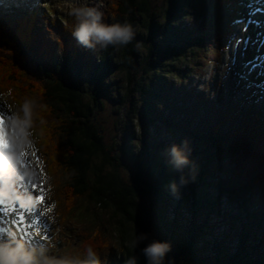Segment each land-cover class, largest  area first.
<instances>
[{
  "label": "trees",
  "instance_id": "trees-1",
  "mask_svg": "<svg viewBox=\"0 0 264 264\" xmlns=\"http://www.w3.org/2000/svg\"><path fill=\"white\" fill-rule=\"evenodd\" d=\"M186 1L113 0L111 22L130 23L135 35L126 45L103 47L85 75L69 51H65L52 70L39 80L24 76L26 72L19 70L9 55L0 56L1 93L8 95L9 92V102L19 106L26 99L41 105L42 109L34 105L32 123L36 128L41 125L43 131L49 127L58 129L56 139L50 140L53 144H46V150L48 159L58 170L68 199L77 197L84 201L86 211L91 208L90 213L96 218L100 213L106 214L107 221L115 228L119 241L116 255L109 254L102 264H124L133 254L139 257L138 264H145L139 249L130 246L131 240L137 232H147L148 241L157 238L152 221L162 227L169 221L168 209L172 203L169 184L179 178L180 171L167 163L168 148L147 143L144 133L155 126L157 120L169 130L174 128V123L165 118L166 108H159L165 101L159 92L179 87L191 72V58L201 50L196 43L202 41L206 30L202 34H191L180 29L178 23ZM100 96L109 97L111 109L120 113L116 124L120 136L114 138L112 144L103 138V128L96 116L103 108ZM171 99L176 101L172 96ZM45 113L50 116L49 125L43 120ZM190 135L191 140L196 136ZM215 148L214 138L206 152L196 146L187 148L192 151L185 153L190 161L185 167H196L197 176L208 174ZM160 152L166 155L161 156ZM118 155L120 159L124 157L131 168L127 179L120 173ZM197 189L195 203L190 205L192 209L188 212L193 217L186 218L189 226L186 233L182 234L181 230L180 234L174 231L170 234L173 244L170 255L175 258V264H202L206 262L205 252L210 253V247H217V243H207L204 248L199 245L202 235H208L213 228L211 224H198L202 212L207 206H215L216 200L199 186ZM179 202L173 221L181 228L180 211L186 206ZM258 228L259 245L247 243L250 232L246 231L244 237L241 235L243 239H239L238 253L224 255L216 249L215 255L222 257L223 264H264V223ZM148 241H142L139 247ZM214 263L220 264V260Z\"/></svg>",
  "mask_w": 264,
  "mask_h": 264
},
{
  "label": "clouds",
  "instance_id": "clouds-1",
  "mask_svg": "<svg viewBox=\"0 0 264 264\" xmlns=\"http://www.w3.org/2000/svg\"><path fill=\"white\" fill-rule=\"evenodd\" d=\"M75 18L76 23L71 30V35L78 44L86 48H94L96 44L101 47H107L109 44L126 45L133 40L135 35L133 26L130 23H104L102 22L103 12L94 6H75L73 5L67 12ZM215 94H210L209 98H214ZM34 103L26 99L22 105L8 114L0 113V149L9 150L3 147L4 124L11 128L13 139L11 140V151L22 155L23 150L28 147L31 141L32 115ZM22 129V131H21ZM184 145L188 144V140L182 141ZM169 160L175 169L179 170L189 164L188 155L173 143L166 149ZM192 150L189 149V153ZM19 172L24 177L31 179L32 171L27 165H21L15 157L8 163V167L0 166V196L10 200L17 201L21 207L37 206L36 195L32 193L23 194L14 187V175ZM192 182L197 180V173H193ZM181 184H187V181L181 176ZM170 191L176 199H180L175 182L169 184ZM54 207V205H53ZM51 209L43 210L42 214L47 215ZM51 220L52 217H49ZM41 243L29 241L15 234L8 232L0 237V264H64L50 254V242L46 238H41ZM142 241H148L147 232H137L130 242L133 249H139V253L144 257L145 264H175V258L170 255L173 251V244L167 239L153 238L139 247ZM139 257L135 254L131 255L124 261V264H138ZM70 264H100V258L96 252L88 247L86 256L83 260L76 258Z\"/></svg>",
  "mask_w": 264,
  "mask_h": 264
},
{
  "label": "rangeland",
  "instance_id": "rangeland-1",
  "mask_svg": "<svg viewBox=\"0 0 264 264\" xmlns=\"http://www.w3.org/2000/svg\"><path fill=\"white\" fill-rule=\"evenodd\" d=\"M51 3H55V5H60L61 8L63 10H66L64 14L67 15V12L70 10V8L75 5V6H83L84 4H89V6H92L91 3H93L94 6H96V4L98 5L99 3L103 2L104 0H50ZM195 6L197 7L194 11L195 13H200L201 14V8L200 4L198 2H195ZM203 12H206L205 10V7H203ZM202 12V13H203ZM203 14H206V13H203ZM202 17V16H200ZM201 20V18H199V21ZM190 22H197L196 19H191ZM202 55H203V58H199L201 60H199V64H197L196 66H194L191 70L192 71H198L197 72V79H202V77L204 78H207L206 75L209 74V70L210 68L213 67L212 64L208 63L206 61V59L210 58V54H206L204 52H202ZM198 56V53H196L195 57ZM193 58V57H192ZM204 65V67H203ZM197 68V70H196ZM203 72L202 76H201V73L199 72ZM205 71V72H204ZM207 73V74H206ZM137 75V74H136ZM139 76V75H138ZM195 77V78H196ZM194 79V78H193ZM171 79H169L170 81ZM194 83H196L195 79L193 81ZM110 93V91H109ZM101 99L104 101L103 103V108H102V111L99 112L96 116H98L99 118V123L100 125L102 126L103 130H102V136L103 138L105 137V139L107 140V142L109 144H112L114 143V138H118L120 136L119 134V129L117 128V121L120 120V113H117V111L115 109H111L112 106L110 104V100L107 99V97H101ZM35 106H38L40 109H42L41 105L39 104H34ZM38 107L36 108V111L38 110ZM42 113V112H41ZM62 118V116H60ZM50 118V116L48 114H43V120L46 121V124L49 125L48 120ZM106 120V122H104L103 120ZM64 120V118L62 119ZM54 122H56V120H53ZM44 126V125H42ZM34 129H35V132L37 134V140L40 141V147L42 149V151L45 153L46 151V144H50L52 143V141H54L56 139V132H58V129H54L52 130L51 127H49L48 130L46 131H43L41 130L42 127L41 125L38 126L37 128L34 126ZM118 130V131H117ZM117 131V132H116ZM50 136V137H49ZM49 137V139H48ZM52 139V141H50ZM105 140V141H106ZM53 144V143H52ZM51 144V145H52ZM117 150L118 148L115 150L116 151V154H117ZM264 151V148L261 147L259 148L257 151L254 150L253 153H255V157H257V155L261 154V152ZM118 158H119V155H118ZM120 162H121V166H120V173L122 174V176L124 178L127 179V176L129 175V171H130V166L126 164V161L124 159V157H122L121 159L119 158ZM122 160V161H121ZM249 167L247 168L248 171H246L245 173H239L240 175H244L243 177H240L239 180H237L236 178L234 179L233 182L235 181H238V185L239 186H243V184L251 178V173L253 172L252 170V166L254 163H249ZM258 164V163H257ZM257 164L254 166L256 167ZM196 167L194 168H190V172L193 174V173H196L197 170L195 169ZM30 170L33 171L32 168H28ZM250 171V172H249ZM255 173H253L254 175ZM253 177V176H252ZM229 178V177H228ZM243 178V179H242ZM60 179V178H59ZM189 181H191L190 183H187V184H183L181 185L180 183L177 184V191H180L182 194H183V201L179 202V205H184V206H187V205H190L191 202L193 200H195V196H194V193L197 192L199 189H197V187L199 186L198 183H202V181L204 180H197L195 183L192 182V179L191 178H188ZM245 179V180H244ZM176 181V180H174ZM173 181H171L172 183ZM215 184L217 183H222V180L221 179H218V181H214ZM240 183V184H239ZM192 184H194L192 186ZM264 183H262L263 185ZM54 190L56 191V195L54 196L57 200H58V196L60 197H65V200L67 202V204L65 203V201L62 203L63 207H64V210L66 211V208H70V206H74L75 204L77 205L78 203H82V206H85V202L84 201H80L79 198L76 197L75 200H69L68 198V195H67V192L65 191L64 192V188H58L57 187V183L54 182ZM187 188H186V187ZM190 189V190H189ZM192 189H194L195 191H192ZM200 190H203L202 188ZM209 191V193L211 194H215V192H213L210 188L207 189ZM249 190H252L251 188H249ZM201 192V191H200ZM179 194V192H178ZM181 194V195H182ZM249 195V196H247ZM170 198H171V209H168L169 211V221L166 225V227H162L161 225L155 223L152 221L153 223V232L157 237V239H167V240H170L171 241V238H170V234L174 231L175 234H180L181 230L183 231L182 234L186 233V229L188 227V217L187 214L184 212V211H180V213H182V215L184 216V218H181V221H180V226H176V224L174 223L173 219L171 218L174 214L171 212L172 209H174L176 207L175 204H177L178 202V199H176L172 194H169ZM180 196V195H179ZM246 199L251 201V203L253 204V207L255 208H260V205H263L264 204V198H262L261 196V192L256 193V192H251L249 194H246ZM68 197V198H67ZM187 199H188V203H187ZM226 200H223V199H219V202H220V206L219 208H222V206L224 205V202ZM62 201H60L59 203H61ZM260 204V205H259ZM259 205V206H258ZM92 206V205H90ZM244 206H247L246 204H242V209L243 210H247V208H245ZM189 207V206H187ZM263 207V206H262ZM226 208V206H225ZM192 209V208H191ZM210 209V207H207V210ZM90 211H91V208H89V211H84L83 212V216L78 220L77 218V221L76 220H73V217H70L68 216L67 219H65V217H61V221L62 222H65L67 224L66 226V229H64L65 233L68 235L67 239H66V244H64L63 242L60 243V246L58 249H55L54 247L52 248V254L51 255H54V256H59L61 255V257H64V258H70V259H73L74 256H77L78 254H80L81 256H84L86 255V249L88 247H91L93 250L97 251V255L98 256H105L109 253V251H111L113 248L115 250H117V244H118V237L117 235L114 233V229H113V224L112 222H108L107 219H106V214H103V213H100L99 215V218L102 222V225L105 226V229H103V227L100 228V224L101 222L99 220H96V221H93L92 220V216L90 215ZM85 214L86 215H90L88 216L87 218L85 217ZM173 214V215H172ZM98 219V218H97ZM88 220H91V222ZM75 222L77 224V228H78V231L77 233L74 235V233L72 232L74 230V226H75ZM103 233L105 235H103ZM213 233H215V229H211L210 230V235H208L209 237L205 236V235H202V242L199 244L200 247L204 248L207 246V243H214L215 242V235L213 236ZM57 236L58 238H60L61 240H63V238H65L64 234H63V231L62 230H59L57 231ZM207 238V239H206ZM73 241H76L77 244H75ZM227 251L228 249L229 250H234L233 249V244L231 243V241H227ZM81 245V246H80ZM235 245V244H234ZM77 246V247H75ZM72 251V252H71ZM216 252L215 250H212L210 253L205 252V261L206 262H203L202 264H216L214 263V261L217 259L218 261L220 260V264H223V262H221V259L222 257H217L215 255ZM116 255V254H115ZM202 256V254H201ZM214 256V258H213Z\"/></svg>",
  "mask_w": 264,
  "mask_h": 264
},
{
  "label": "snow or ice",
  "instance_id": "snow-or-ice-1",
  "mask_svg": "<svg viewBox=\"0 0 264 264\" xmlns=\"http://www.w3.org/2000/svg\"><path fill=\"white\" fill-rule=\"evenodd\" d=\"M2 146L3 147L9 146V143L6 139L4 140V144ZM22 155H24V154L22 153ZM32 186L35 188L36 184L34 182H32ZM36 198H37V203H43L44 197L42 195H36Z\"/></svg>",
  "mask_w": 264,
  "mask_h": 264
},
{
  "label": "bare ground",
  "instance_id": "bare-ground-1",
  "mask_svg": "<svg viewBox=\"0 0 264 264\" xmlns=\"http://www.w3.org/2000/svg\"><path fill=\"white\" fill-rule=\"evenodd\" d=\"M207 239V238H206ZM211 248V247H210Z\"/></svg>",
  "mask_w": 264,
  "mask_h": 264
}]
</instances>
